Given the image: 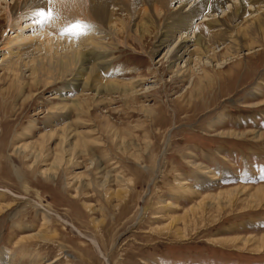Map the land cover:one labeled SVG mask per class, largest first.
<instances>
[{"label":"rangeland","instance_id":"rangeland-1","mask_svg":"<svg viewBox=\"0 0 264 264\" xmlns=\"http://www.w3.org/2000/svg\"><path fill=\"white\" fill-rule=\"evenodd\" d=\"M170 1L172 15L183 3ZM14 2L0 0V264H264L262 28L234 56L216 37L214 61L171 65L184 35L208 37L206 16L157 48L164 11L145 24L110 5L117 29L70 17V1L13 18ZM228 2L226 13L239 0ZM226 13L209 20L230 23ZM64 18L88 27L60 40L105 57L81 80L54 68L69 44L40 45Z\"/></svg>","mask_w":264,"mask_h":264},{"label":"bare ground","instance_id":"bare-ground-1","mask_svg":"<svg viewBox=\"0 0 264 264\" xmlns=\"http://www.w3.org/2000/svg\"><path fill=\"white\" fill-rule=\"evenodd\" d=\"M70 1L73 4V10L70 12H78L73 13L74 15H71L70 17H82L84 19H88L89 21H92L94 23H97L101 26H113L117 27L118 25L115 23V15L111 12H108L109 6L112 5L114 8L119 9V11L123 13H127L132 18L136 17V14H138V19L140 21H145V24L147 22L152 21L153 19H156V15H154L153 11L156 12L164 11L167 4H164L163 0H135V3L138 5L140 1H143L146 3V7L138 8L134 10L131 6V0H15L12 6L9 7V11L11 13V17L19 16L20 14L28 13L29 11H34L38 9H46L49 8H55V7H62L60 4L63 2ZM51 2V3H50ZM167 2H171L170 0H167ZM194 2V3H193ZM183 3L178 11L169 14L166 10L164 11V17H165V24L163 27L155 26L156 32L158 34L159 29L161 38L159 39V42L157 41V48H161L166 45L172 38L176 36L177 33L183 32L187 33L190 30L191 23L195 18L198 16H206L208 20L206 19L207 28L205 31L208 33V37H204L202 33L200 35H194L193 39L195 40V44L193 46L192 39L190 40V35H185L182 38L181 44L178 48V50L183 52L182 55L175 54L171 60V65L181 60L184 56L197 54L199 59H201L202 56H206L209 60L214 61L216 58V53L213 51V39L216 37H220V40L222 41L223 38L228 37V55L234 56L237 54V51L240 50L242 47H244V41L246 39H243L242 37H247L249 33H251V27H255L258 31L262 28L260 33L264 31V12H262L259 16L251 17L254 13L260 11L259 5L264 4V0H239L238 5H232L231 8L228 9V12L226 13V9H224L226 4H229L228 0H182ZM193 3L192 7L188 11H184V5ZM169 4V3H168ZM186 6V5H185ZM249 8V6L254 7L255 11H252ZM152 9H154L152 11ZM223 9L225 11H223ZM218 12H225L227 15V18L230 20V23H225L222 21L220 17H216V19H213V21L209 20L210 15L217 14ZM81 13V15H80ZM25 15V14H24ZM212 16V17H213ZM68 18V17H67ZM53 19V18H52ZM56 19V18H55ZM74 19V18H73ZM76 19V18H75ZM242 20H250V24H247V27L241 26L240 22ZM56 21V20H55ZM52 22V21H51ZM54 22V21H53ZM53 27L57 26L56 28H50L46 29V31L42 32L39 41L40 45L44 46L46 48L47 53L54 52L56 53V48L53 44L58 43V46L62 47L64 44H69L67 46L68 48L73 49L72 53L66 54L64 57H60L59 60L55 63L56 67L54 66L55 70L57 72H66V73H72L73 70L77 69L80 73L77 77L80 79V76L82 75V72L87 71L88 74L92 73V68L88 69L87 66H92V63L97 64L99 61L100 63H104V61H101V59H105L103 57L104 55L101 52H98L97 48L88 49L90 52L88 53V57H86L85 51L83 50V46H85L84 43H80V45H75V40L72 41H62L60 38H58L62 32L63 29L67 27V24L65 25L64 22H66V19L64 20L60 19L59 21H56L53 23ZM249 23V22H248ZM51 26V23H50ZM69 26V25H68ZM245 26V25H244ZM119 27H117L118 29ZM142 26H136V31L138 33H141L144 29ZM219 30L217 32H212L211 30L214 29ZM254 29V28H252ZM202 30V29H201ZM200 30V31H201ZM198 31V30H197ZM93 32V31H91ZM95 32V31H94ZM203 32V31H202ZM195 33V32H194ZM90 34V33H88ZM87 34V35H88ZM228 35V36H226ZM82 36V35H80ZM63 39V38H62ZM217 39V38H216ZM64 40H66L64 38ZM193 40V41H194ZM92 45H99V43H94L95 41L90 39ZM219 41V39H218ZM77 44V43H76ZM247 44V43H246ZM59 47V48H60ZM194 47V50L190 51V49ZM81 49V50H80ZM96 49V50H95ZM86 50V51H88ZM69 51V50H68ZM252 54V53H251ZM57 55V54H56ZM101 56V57H100ZM193 56H190L189 60L187 59V62L192 61ZM105 67V66H104ZM96 68V67H94ZM47 72L46 65L42 64L41 67H36V69L32 72L33 75L38 74L40 72ZM73 75V74H72ZM89 76V75H88ZM208 75L204 76V78L201 80V82L208 80ZM81 80V79H80ZM110 82L109 84L105 82L106 85H101L103 89H106L109 85L115 86L114 82ZM91 83L88 80V84ZM102 84V82H100ZM205 83V82H204ZM86 82V85L89 86ZM85 85V84H84ZM99 85V84H98ZM119 85V84H117ZM120 86V85H119ZM99 87V86H98ZM100 87V89H101ZM118 87V86H117ZM125 88L123 90L124 96H132L134 91L133 89H129L128 85H123ZM79 90V88H76ZM74 91V90H73ZM81 92V91H80ZM98 92H101L98 90ZM131 92L130 94H127ZM135 94V93H134ZM206 93L203 92V88L201 89L200 96L205 95ZM74 107L79 106L78 101H74L71 104ZM66 108V106L63 105V107H60L59 110L62 111ZM57 109V108H56ZM209 174V173H208ZM217 178V177H216ZM242 191V190H239ZM242 194L244 191L241 192ZM231 195V193L229 194ZM230 203V202H229ZM221 205V204H220ZM3 212V210H1ZM1 213V212H0ZM47 222V219L45 220ZM6 263L8 264L13 260V255L9 258H4ZM57 260V259H56ZM53 263V262H52Z\"/></svg>","mask_w":264,"mask_h":264},{"label":"snow or ice","instance_id":"snow-or-ice-1","mask_svg":"<svg viewBox=\"0 0 264 264\" xmlns=\"http://www.w3.org/2000/svg\"><path fill=\"white\" fill-rule=\"evenodd\" d=\"M41 14L50 15L49 13L44 12L43 10H42ZM87 27H88L87 25H84V24H82L80 22H76L74 24H70L68 27L63 29L62 32H61V35H67L69 33H76V34H79V35H83V34H85V29Z\"/></svg>","mask_w":264,"mask_h":264}]
</instances>
